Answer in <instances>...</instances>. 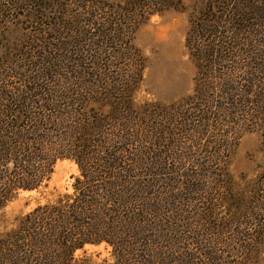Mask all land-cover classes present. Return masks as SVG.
<instances>
[{"label": "trees", "instance_id": "16d2710c", "mask_svg": "<svg viewBox=\"0 0 264 264\" xmlns=\"http://www.w3.org/2000/svg\"><path fill=\"white\" fill-rule=\"evenodd\" d=\"M249 1L213 0L198 13L195 22L201 31L194 39L195 48L199 50L194 55L195 94L179 103L159 106V111L169 115V121L174 123L171 135L175 141L171 140L172 149L167 150L175 154L173 147L185 145L188 136L208 135L207 145L222 149L217 154L211 150L205 152L209 161L219 157L220 167L211 168L204 161H200V167L184 153L176 157L167 155L169 152L164 153L158 147L168 137L162 133L157 135L156 142L149 143L157 146L140 149L143 153L138 158L130 149L134 142L127 141L124 136V128L135 114L139 115L130 102L144 66L143 58L132 43L133 32L150 14L177 6L182 0H124L115 5L100 2L90 16L94 19L89 25L78 24L77 16L73 15L74 20L66 22L69 32L55 38L59 45L52 48L65 51L62 59L73 63L74 67L65 68L52 62L48 68L32 74L35 81L30 85L7 89L5 94L9 93L12 105L0 103V120L8 116L3 112L9 111L15 118L8 123L0 122V207L11 191L34 188L41 181L39 178L49 174L55 154L53 147L63 144L65 148L66 144L72 148L79 166L84 167V178L77 180L72 200L60 201L52 207H37L28 215L29 218L33 216V228L45 227L46 232H51L48 235L55 238L54 243L62 250L61 262L66 263L72 247L85 242L112 241L116 233L127 234L130 229L150 231L157 216L162 225L169 224L176 214L179 220L182 209L166 208L172 207L173 199L180 196L160 200L163 193L171 196L164 191L165 185L170 189L180 186L185 195L200 194L212 182L231 188L227 165L238 130L248 120L264 118V54L260 49L264 48V29L254 28H264V16L259 15L264 7H247ZM255 2L264 5V0L250 1L251 4ZM16 4L19 7L21 3L17 0ZM0 10L2 13L3 8ZM252 14L259 17L254 18ZM223 26L228 27L226 33L220 31ZM206 34L213 40H208L201 49L197 39ZM88 36V44L92 46L86 50V57L73 58L72 62V52L68 48L82 44ZM242 37L243 41L238 42ZM187 39L188 43L194 42L190 32ZM244 40L253 51L239 56L237 50ZM78 51L82 50L77 49L74 54ZM237 58H241L242 63ZM62 59L54 60L61 63ZM98 62L99 67L95 68ZM117 71L123 75L116 74ZM247 108L254 110L250 112ZM20 115L26 119L17 123ZM228 196L220 200L232 210L229 218L241 222L245 212L234 210V199ZM238 196L237 192L233 195L240 200ZM201 213L208 216L211 211ZM204 221L205 229L212 236L223 233L228 226L225 221ZM223 234L226 239L230 236L229 231ZM48 235L44 234L50 239ZM7 242V239L6 242L0 239V264H40L41 259L49 258L45 248L38 247L36 253L30 255L17 251L21 245ZM119 242L120 239L115 245L122 246ZM199 242L203 245L206 261H212L210 255L217 242L205 234ZM31 256L35 257V262Z\"/></svg>", "mask_w": 264, "mask_h": 264}, {"label": "rangeland", "instance_id": "374dc122", "mask_svg": "<svg viewBox=\"0 0 264 264\" xmlns=\"http://www.w3.org/2000/svg\"><path fill=\"white\" fill-rule=\"evenodd\" d=\"M123 1L19 0L21 4L18 7L17 4L15 5L17 0H0V8H3L2 13L0 10L1 105L14 103L10 101L9 93L5 94L7 89L15 90V87L23 88L30 85L35 81L32 74L41 71L40 69L48 68L52 62L57 66L59 64L60 66L64 65L65 68L74 67L73 63L62 59L61 54L65 51L60 52L52 48L59 45V40L56 41V37L64 36L69 32L66 29V22L74 20L73 15L77 16L78 24L85 23L87 25L94 19L90 16L95 11L96 4L106 2L115 5ZM211 1L213 2V0H182L177 6L150 14L137 25L133 32L132 43L143 58L144 66L140 71L141 77L134 86L130 102L139 115L135 114V118L124 128V136H126L127 141L132 140L134 142L130 149L138 158L143 153V150L140 149H147V147L152 149L157 146V144L150 145L149 143L152 142L151 140L156 142V137L160 133L164 134V137H168L163 139V145H158V147L163 152L165 151L164 153L169 152L167 149H172L170 148L172 147L171 140H175L172 139L173 131L171 128L174 127V123L169 121V115L159 111V106H167L173 102L179 103L184 98L195 94L197 72L194 55L199 50L195 48L197 44L194 39L198 37V32L201 31V27L196 25L197 22L195 21L198 13ZM250 1L246 2L247 7L259 5L264 7L261 3L251 4ZM259 15L264 16V9ZM251 16L259 17L255 14ZM254 28L257 30L264 29ZM55 29H58L60 34L57 30L58 33H56ZM227 29V26H223L220 31L226 33ZM189 32L191 40L194 42L189 41L188 43ZM209 37L206 34L198 38V47L200 46L202 49L208 40H213ZM60 39L62 38L60 37ZM89 39L90 36L85 38L82 44L79 43L83 39H79L78 46L73 44V47L68 48L72 52L70 59L72 62L73 58L86 57V50L92 46L88 44ZM242 41L243 37L238 40V42ZM245 43L244 40V44L240 45V49L237 50L239 56L245 55L249 50L253 51V48L248 47ZM77 49L82 51H78L76 55L74 53ZM260 49L263 50L262 54H264V48L260 47ZM89 53L91 51H88ZM138 58L140 59V57ZM54 59L62 60L61 63H56ZM238 61L242 63L241 58ZM244 63L246 65V62ZM88 66L90 67L89 63ZM95 66V68L99 67V62ZM244 69L247 70L245 67ZM116 74L123 75L120 71H117ZM248 107L250 106L248 105ZM247 110L253 112L254 109L247 108ZM10 112H3L8 116H5L3 121L0 120L1 123L15 120L9 114ZM243 115L245 114L243 113ZM21 119L26 118L20 115V120L16 122H20ZM168 131L170 134L167 133ZM238 131L237 141L231 149L227 165V171L232 178L231 188H224L221 186L223 184L215 185L212 182L206 185L207 188L200 194L185 195L182 187L176 188L177 185H175V188L170 189L169 186L165 185L163 186L164 191L171 196L163 193L160 195L162 196L160 200L162 202L165 198L180 196V198L173 199L172 207L166 208L169 210L176 207L182 209V215H178L179 220H177L176 214L169 224L162 225L161 219L158 220L157 216L156 224L150 231L147 230L143 233L141 230L130 229L127 234L116 233V237L111 238L112 241L85 242L79 247H72V250L67 254L66 263L264 264V118L248 120ZM209 141L208 135L188 136L185 138V145L174 146L175 154L170 151L167 155L172 154L176 157L175 155L184 153L185 156L190 157V160L191 158L194 159L200 167L202 166L200 161H204V164L211 168L220 167L222 165L220 158L213 157V160L209 161L208 153L205 151L211 150L217 154L221 152L222 148L215 149L208 146ZM64 145L65 148L63 144L53 147L55 154L50 172L47 176L43 175L42 178H39L41 181L36 187L18 188L11 191L8 199L0 207V239H4L5 242L7 239V243H15L16 246L21 245L22 247L17 251L30 255L33 252L36 253L38 247L45 248L49 258L47 260L41 259L40 264L66 263L61 262L62 250L54 243L53 239L55 238L48 235L51 232H46L45 227H41L39 230L33 228L31 224L33 216L29 218L28 215L33 213L37 207H52L60 201L70 202L71 196L75 193L77 180L84 178L82 175L84 167L79 166L76 156L71 151L72 148ZM83 164L85 165V162ZM226 192H228L227 195H225ZM236 192L239 193L240 200L233 197ZM229 194L236 204L234 210L238 209L247 215H244L242 220L240 219L241 222L237 223L232 217L229 218L232 210H229L226 204L220 200V197H229ZM207 210L211 211L208 216L201 213ZM248 211L251 213L250 215L246 213ZM26 217L28 218L24 220ZM204 220L213 223L215 220L216 222L225 221L228 226L223 233L229 231L228 236L232 235V237L229 236L226 239L225 234H217L215 231L212 236L205 229ZM44 234H47L50 239H47ZM204 234L217 242L214 244L216 246L215 251L210 255L213 258L212 261H206L203 245L199 242ZM119 239L122 246L115 245ZM229 239H231L230 242ZM242 240L245 241L242 243L244 245L241 244ZM38 253H40L39 250ZM34 258L33 262H35Z\"/></svg>", "mask_w": 264, "mask_h": 264}]
</instances>
